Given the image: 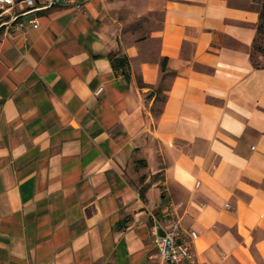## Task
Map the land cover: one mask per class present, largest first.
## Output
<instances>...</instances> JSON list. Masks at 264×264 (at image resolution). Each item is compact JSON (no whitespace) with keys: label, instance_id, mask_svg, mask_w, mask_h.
<instances>
[{"label":"crops","instance_id":"crops-1","mask_svg":"<svg viewBox=\"0 0 264 264\" xmlns=\"http://www.w3.org/2000/svg\"><path fill=\"white\" fill-rule=\"evenodd\" d=\"M78 1L0 24V264H157L176 221L197 264H264L258 0H161L134 43Z\"/></svg>","mask_w":264,"mask_h":264},{"label":"built area","instance_id":"built-area-1","mask_svg":"<svg viewBox=\"0 0 264 264\" xmlns=\"http://www.w3.org/2000/svg\"><path fill=\"white\" fill-rule=\"evenodd\" d=\"M59 7L80 11L84 4L78 0H0V24L8 30L24 32L27 26L26 21L22 20L23 17ZM28 22L34 28H39L37 17L29 19ZM154 236L158 249L155 257L157 264H197L194 247L197 233L193 232L189 239L182 240L181 225L176 221L164 233L156 229Z\"/></svg>","mask_w":264,"mask_h":264},{"label":"rangeland","instance_id":"rangeland-1","mask_svg":"<svg viewBox=\"0 0 264 264\" xmlns=\"http://www.w3.org/2000/svg\"><path fill=\"white\" fill-rule=\"evenodd\" d=\"M108 13L113 18L119 32L129 43L141 42L151 38L163 22V11L156 9L161 0H106ZM259 7L264 8V0H258ZM144 51L154 56L159 49L158 39L143 44ZM255 63L264 66V31L259 35L254 50Z\"/></svg>","mask_w":264,"mask_h":264},{"label":"trees","instance_id":"trees-1","mask_svg":"<svg viewBox=\"0 0 264 264\" xmlns=\"http://www.w3.org/2000/svg\"><path fill=\"white\" fill-rule=\"evenodd\" d=\"M264 31V8L261 9V25L259 27V35ZM258 41V39H257ZM257 41L255 43V49H256V44H257ZM113 65H114V68L115 70H119V69H122V68H125L127 69L128 67V58L126 57L125 59H120V58H113ZM166 65H167V59L164 60V64H163V71L166 70ZM167 99V97L165 98V100Z\"/></svg>","mask_w":264,"mask_h":264}]
</instances>
